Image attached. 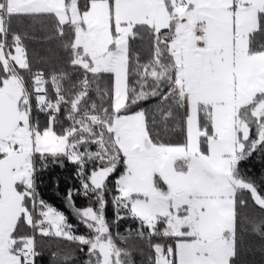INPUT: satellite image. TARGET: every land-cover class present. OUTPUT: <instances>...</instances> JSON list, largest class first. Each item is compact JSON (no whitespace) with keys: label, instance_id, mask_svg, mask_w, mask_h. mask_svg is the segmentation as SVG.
Wrapping results in <instances>:
<instances>
[{"label":"snow or ice","instance_id":"snow-or-ice-1","mask_svg":"<svg viewBox=\"0 0 264 264\" xmlns=\"http://www.w3.org/2000/svg\"><path fill=\"white\" fill-rule=\"evenodd\" d=\"M14 19L50 24L64 65L33 71ZM257 34L264 0H0V264H36L37 236L75 246L60 264H136L130 239L142 264H242L246 231L264 254V174L240 167L264 152ZM66 162L76 224L39 189Z\"/></svg>","mask_w":264,"mask_h":264},{"label":"trees","instance_id":"trees-1","mask_svg":"<svg viewBox=\"0 0 264 264\" xmlns=\"http://www.w3.org/2000/svg\"><path fill=\"white\" fill-rule=\"evenodd\" d=\"M14 29L27 34L25 45L32 64V70H43L51 72L54 69L64 65L67 54L60 46L59 38H49L51 36L50 24L48 27L33 25L27 19H14L12 21ZM264 40V34H257L256 41ZM27 75V74H25ZM175 138H179L178 135ZM241 170L246 172L248 176L259 179L264 174V152H256L249 160L242 162ZM74 165L65 164L63 168L59 166L50 167L41 175V183L39 189L42 197L59 210L64 211L72 223L76 224L77 220L72 212L66 207V190L72 186H78V181L72 179ZM58 182V186H57ZM111 201V195L108 197ZM75 203L78 207L85 206L87 201L81 197H75ZM109 221L114 219V208L111 203L106 209ZM136 224L131 220L122 221L119 224V232L124 234L128 228L135 229ZM116 229H114L115 231ZM86 229L79 226V232L84 233ZM122 247H129L134 250V259L136 264H142L141 252L147 253L144 243L139 240L130 239L127 244L121 243ZM38 251L41 255L37 258L36 264H60L59 261H53L51 253L57 251L58 246L61 249L75 247L64 241L57 239L41 238L37 236ZM238 246L240 248V259L242 264H264V254L261 253V240L258 236L253 235L250 231L239 233ZM80 259H83V253L77 252ZM79 264V261L76 262Z\"/></svg>","mask_w":264,"mask_h":264}]
</instances>
